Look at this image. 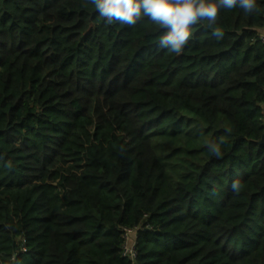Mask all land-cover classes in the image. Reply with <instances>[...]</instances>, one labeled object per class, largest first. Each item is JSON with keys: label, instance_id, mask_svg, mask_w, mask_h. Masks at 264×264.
Masks as SVG:
<instances>
[{"label": "trees", "instance_id": "16d2710c", "mask_svg": "<svg viewBox=\"0 0 264 264\" xmlns=\"http://www.w3.org/2000/svg\"><path fill=\"white\" fill-rule=\"evenodd\" d=\"M256 4L221 9L220 38L193 26L177 55L147 17L0 0V264H131L136 227V264H264Z\"/></svg>", "mask_w": 264, "mask_h": 264}, {"label": "clouds", "instance_id": "9594fccd", "mask_svg": "<svg viewBox=\"0 0 264 264\" xmlns=\"http://www.w3.org/2000/svg\"><path fill=\"white\" fill-rule=\"evenodd\" d=\"M100 17L107 24L119 23L135 27L147 17L163 29L159 36V47L174 54H181L192 39L191 29L201 21L213 28V34L220 38L221 29L216 26L221 9L239 7L245 13L257 11L256 0H90ZM230 131V130H229ZM216 156L221 155L220 146L209 144ZM233 191L240 190L239 181L232 184Z\"/></svg>", "mask_w": 264, "mask_h": 264}, {"label": "built area", "instance_id": "2783aa9c", "mask_svg": "<svg viewBox=\"0 0 264 264\" xmlns=\"http://www.w3.org/2000/svg\"><path fill=\"white\" fill-rule=\"evenodd\" d=\"M262 43H264V36L259 37ZM140 230L139 227L134 229L122 228V243L120 256L129 261L131 264H136V259L138 257L137 251V234Z\"/></svg>", "mask_w": 264, "mask_h": 264}, {"label": "water", "instance_id": "95a60500", "mask_svg": "<svg viewBox=\"0 0 264 264\" xmlns=\"http://www.w3.org/2000/svg\"><path fill=\"white\" fill-rule=\"evenodd\" d=\"M260 143H261V144L264 143V134H263V136H262V140H261Z\"/></svg>", "mask_w": 264, "mask_h": 264}, {"label": "rangeland", "instance_id": "374dc122", "mask_svg": "<svg viewBox=\"0 0 264 264\" xmlns=\"http://www.w3.org/2000/svg\"><path fill=\"white\" fill-rule=\"evenodd\" d=\"M263 113H264V107H263Z\"/></svg>", "mask_w": 264, "mask_h": 264}]
</instances>
